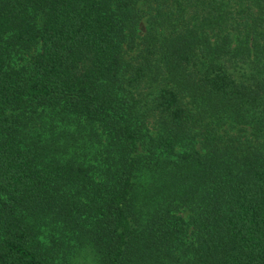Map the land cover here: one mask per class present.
Returning a JSON list of instances; mask_svg holds the SVG:
<instances>
[{"label": "trees", "instance_id": "16d2710c", "mask_svg": "<svg viewBox=\"0 0 264 264\" xmlns=\"http://www.w3.org/2000/svg\"><path fill=\"white\" fill-rule=\"evenodd\" d=\"M0 264H264V0H0Z\"/></svg>", "mask_w": 264, "mask_h": 264}, {"label": "rangeland", "instance_id": "374dc122", "mask_svg": "<svg viewBox=\"0 0 264 264\" xmlns=\"http://www.w3.org/2000/svg\"><path fill=\"white\" fill-rule=\"evenodd\" d=\"M31 54H32V51L31 52L22 51L16 56L17 61H20V63L28 62L30 60ZM180 215H182V216L187 218L188 215H189V211L188 210H183L180 213ZM40 229H41V233L44 234L45 232L50 231L51 228H49V226H47V225H40Z\"/></svg>", "mask_w": 264, "mask_h": 264}]
</instances>
